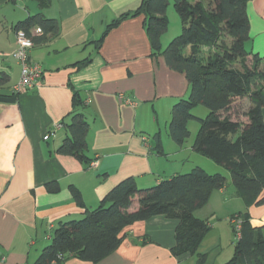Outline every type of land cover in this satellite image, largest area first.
Listing matches in <instances>:
<instances>
[{
    "label": "crops",
    "instance_id": "obj_1",
    "mask_svg": "<svg viewBox=\"0 0 264 264\" xmlns=\"http://www.w3.org/2000/svg\"><path fill=\"white\" fill-rule=\"evenodd\" d=\"M141 1L50 0L41 10L34 0H0V77L7 78L0 96H16L13 103L0 102V264H33L60 223L96 209L125 179L146 189L195 167L226 178L225 187L195 212L210 225L198 250L207 256L204 264H224L232 257V215L247 212L253 227L264 225V203L246 208L223 167L194 152L192 139L181 145L171 140V109L188 98L189 86L184 74L168 68L161 55L151 56L144 17L124 19L96 46L107 26L135 11ZM246 12V50L263 57L264 0H251ZM37 14L56 20L58 33L34 44L29 56L41 66L42 78L16 95L12 89L20 66L11 57L14 27ZM161 46H167L163 37ZM85 60V65L73 67ZM73 92L84 102L79 113L88 124V164L57 153L69 137ZM197 108L193 116L204 118L208 112L203 115ZM58 123L63 127L54 131ZM50 132L53 136L44 140ZM72 188L79 191L84 208L76 205ZM137 207L134 199L128 211ZM177 225L162 215L135 222L121 231L118 248L94 264H196V256L171 254ZM63 264L91 263L70 258Z\"/></svg>",
    "mask_w": 264,
    "mask_h": 264
},
{
    "label": "trees",
    "instance_id": "obj_2",
    "mask_svg": "<svg viewBox=\"0 0 264 264\" xmlns=\"http://www.w3.org/2000/svg\"><path fill=\"white\" fill-rule=\"evenodd\" d=\"M14 1V0H11ZM42 10L50 0H34ZM171 0H142L139 7L112 21L96 42L99 47L108 31L128 17H144V27L152 50L151 56L161 55L168 68L184 74L189 96L171 109L169 136L177 145L190 135L188 123L195 121L199 129L192 149L229 174L236 196L245 207L264 203L259 199L264 190V56L246 50L249 41V21L246 12L251 0H174L181 33L162 49L161 39L168 30L166 10ZM39 27L42 35L34 37V44L47 35L58 33V23L42 14L18 22L14 30L30 35ZM89 60L73 64V67ZM7 82L0 77V88ZM246 98L247 123L230 117L237 99ZM84 106L77 92H73L70 123L66 126L69 137L57 153L75 157L88 164L85 157L88 124L79 110ZM196 107H204V118L192 115ZM159 148L158 138L155 141ZM221 174H208L199 167L186 174H178L160 181L156 186L138 189L128 178L112 188L94 210H85L82 218L60 223L51 243L42 249L33 264H63L70 258L97 263L111 255L120 245L121 231L135 222L162 215L178 221L175 230L173 257L185 254L196 256V264H204L207 256L198 253L210 225L195 217L210 200L213 192L225 187ZM76 205L84 208L78 190L72 188ZM136 199L134 212L128 209ZM240 220L239 237L234 226L232 257L224 264H264V225L253 227L247 212L237 213L230 219Z\"/></svg>",
    "mask_w": 264,
    "mask_h": 264
},
{
    "label": "built area",
    "instance_id": "obj_3",
    "mask_svg": "<svg viewBox=\"0 0 264 264\" xmlns=\"http://www.w3.org/2000/svg\"><path fill=\"white\" fill-rule=\"evenodd\" d=\"M42 35V30L39 27H35L31 30L30 35L26 34L24 30H14L16 48L11 53V57L20 66V78L16 85L13 86V93L18 94L25 90L33 88L38 81L42 78L43 70L38 63L33 62L30 59L29 52L34 46L33 38ZM123 99V97H121ZM128 104L134 105L129 99H124ZM61 124H55L53 127L54 131L61 129ZM53 136V132H50L44 136V140L49 139ZM94 165V164H92ZM230 222L234 226L235 236L239 237L240 231V220L238 218L230 219Z\"/></svg>",
    "mask_w": 264,
    "mask_h": 264
},
{
    "label": "rangeland",
    "instance_id": "obj_4",
    "mask_svg": "<svg viewBox=\"0 0 264 264\" xmlns=\"http://www.w3.org/2000/svg\"><path fill=\"white\" fill-rule=\"evenodd\" d=\"M173 1L171 0L170 3L168 4L167 10H166V18L168 20V30L167 32L163 35V45L164 47L166 45L169 44L170 41H172V39H174L175 37H177L180 33H181V29H182V25H181V21L178 17V15L176 14V12L174 11V7H173ZM248 49V48H246ZM242 100V99H241ZM239 100H236L235 102H238ZM249 104L248 100H242L239 103H235L232 106L231 109V114L230 117L232 119H236L238 122L242 123L243 122V118L245 117V111L247 110V105ZM197 110H200L201 113H203V115H205V113H207V109H205L204 107H198ZM197 111H192V115L193 113L197 115L196 113ZM199 117V116H198ZM189 139H192L194 141L195 136L197 134V131L199 129V125L197 122L195 121H191L189 123ZM224 252V249H223Z\"/></svg>",
    "mask_w": 264,
    "mask_h": 264
},
{
    "label": "water",
    "instance_id": "obj_5",
    "mask_svg": "<svg viewBox=\"0 0 264 264\" xmlns=\"http://www.w3.org/2000/svg\"><path fill=\"white\" fill-rule=\"evenodd\" d=\"M16 101V96L13 95L11 97H1L0 96V102L2 103H13Z\"/></svg>",
    "mask_w": 264,
    "mask_h": 264
}]
</instances>
